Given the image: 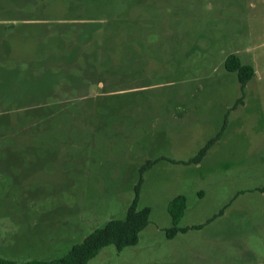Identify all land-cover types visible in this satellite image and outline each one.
<instances>
[{
    "label": "rangeland",
    "instance_id": "obj_1",
    "mask_svg": "<svg viewBox=\"0 0 264 264\" xmlns=\"http://www.w3.org/2000/svg\"><path fill=\"white\" fill-rule=\"evenodd\" d=\"M263 52L264 0H0V259L125 219L157 161L138 244L89 264H264V93L225 69ZM180 195L201 228L170 239Z\"/></svg>",
    "mask_w": 264,
    "mask_h": 264
},
{
    "label": "trees",
    "instance_id": "obj_2",
    "mask_svg": "<svg viewBox=\"0 0 264 264\" xmlns=\"http://www.w3.org/2000/svg\"><path fill=\"white\" fill-rule=\"evenodd\" d=\"M225 69L230 73H236L244 92L247 84L254 78L255 70L252 66L244 64L241 59L231 54L225 61ZM244 97L238 100L235 108L243 103ZM212 138L203 148L200 149L197 156L189 163L200 164L207 155L208 151L220 140L223 131ZM157 162V161H156ZM156 162L148 161L141 169L140 182L135 188V198L127 210L125 219H113L106 225L93 231L85 240L73 246V248L62 258L51 261L32 260L25 263L0 259V264H89L104 248L115 246L118 251H123L128 247L136 246L140 239V234L149 226L151 209L146 207L138 209L140 191L143 184L142 174ZM264 190V188H263ZM262 190V191H263ZM187 210V198L180 195L174 198L170 203V214L173 226L166 230L167 237L175 238L179 233H187L192 229L201 227L180 228L178 225Z\"/></svg>",
    "mask_w": 264,
    "mask_h": 264
},
{
    "label": "crops",
    "instance_id": "obj_3",
    "mask_svg": "<svg viewBox=\"0 0 264 264\" xmlns=\"http://www.w3.org/2000/svg\"><path fill=\"white\" fill-rule=\"evenodd\" d=\"M263 66L259 67V68H264V52H263ZM251 66V65H250ZM252 67L254 68L255 70V76L254 78L247 84V87L250 88L249 90H253L255 88L257 89H260L261 90V87L262 86V89H263V93H264V69H263V74L258 77L259 75V69L252 65ZM247 89V88H246Z\"/></svg>",
    "mask_w": 264,
    "mask_h": 264
}]
</instances>
